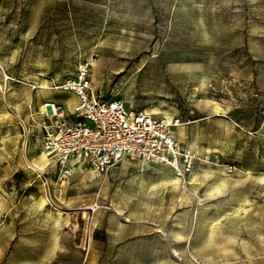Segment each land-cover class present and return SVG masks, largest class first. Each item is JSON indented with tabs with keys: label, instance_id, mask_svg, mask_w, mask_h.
Instances as JSON below:
<instances>
[{
	"label": "rangeland",
	"instance_id": "obj_1",
	"mask_svg": "<svg viewBox=\"0 0 264 264\" xmlns=\"http://www.w3.org/2000/svg\"><path fill=\"white\" fill-rule=\"evenodd\" d=\"M86 59L93 96L179 117L207 159L60 185L36 95ZM0 264H264V0H0Z\"/></svg>",
	"mask_w": 264,
	"mask_h": 264
},
{
	"label": "built area",
	"instance_id": "obj_2",
	"mask_svg": "<svg viewBox=\"0 0 264 264\" xmlns=\"http://www.w3.org/2000/svg\"><path fill=\"white\" fill-rule=\"evenodd\" d=\"M90 67L91 61L83 60L71 76L58 83L60 91L77 97L72 116L53 101L38 107L40 145L47 162L54 165L60 185L68 181L78 164L105 174L121 160L132 158L165 165L185 178L198 161L207 159L206 154L178 141L175 128L182 124L179 117L132 109L115 96H93ZM8 78L4 74V80ZM28 108H32L30 104Z\"/></svg>",
	"mask_w": 264,
	"mask_h": 264
},
{
	"label": "crops",
	"instance_id": "obj_3",
	"mask_svg": "<svg viewBox=\"0 0 264 264\" xmlns=\"http://www.w3.org/2000/svg\"><path fill=\"white\" fill-rule=\"evenodd\" d=\"M60 92L58 95L53 94V92H45V93H41V94L36 95V98H38V102H41V104L44 101H53L55 103L61 104L64 108L65 114L67 116H72V109H73V106L75 105V103L77 101V97L73 93H68V92H63V91H60ZM166 116H169V115H166ZM177 128H175V136H176V129ZM176 138H177V136H176ZM181 143H183V142H181Z\"/></svg>",
	"mask_w": 264,
	"mask_h": 264
},
{
	"label": "bare ground",
	"instance_id": "obj_4",
	"mask_svg": "<svg viewBox=\"0 0 264 264\" xmlns=\"http://www.w3.org/2000/svg\"><path fill=\"white\" fill-rule=\"evenodd\" d=\"M37 166H39V165L37 164ZM178 178L179 177H175V176H174V178H166L165 180L163 178V181H166V182L170 181L172 183H175V182H177Z\"/></svg>",
	"mask_w": 264,
	"mask_h": 264
}]
</instances>
